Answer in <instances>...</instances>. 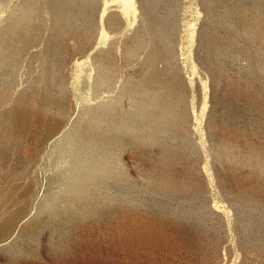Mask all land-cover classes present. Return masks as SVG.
<instances>
[{"label":"rangeland","instance_id":"obj_1","mask_svg":"<svg viewBox=\"0 0 264 264\" xmlns=\"http://www.w3.org/2000/svg\"><path fill=\"white\" fill-rule=\"evenodd\" d=\"M0 52V264H264V0H0Z\"/></svg>","mask_w":264,"mask_h":264},{"label":"bare ground","instance_id":"obj_2","mask_svg":"<svg viewBox=\"0 0 264 264\" xmlns=\"http://www.w3.org/2000/svg\"><path fill=\"white\" fill-rule=\"evenodd\" d=\"M16 23H14V22H11V24H10V26L8 27V29L11 31V30H13L14 29V25H15ZM16 26V25H15ZM16 28V27H15ZM150 52V51H149ZM0 54H1V52H0ZM150 55V54H149ZM151 56H152V54H151ZM150 56H148V58H149ZM148 58L146 59V60H148ZM151 59H153V58H151ZM149 61H151L152 62V60H149ZM146 62H148V61H146ZM151 78V77H150ZM149 78V79H150ZM160 100H162V102H164L165 103V100L167 99V97H166V99H164L165 98V96H164V98H163V95L162 96H159L158 97ZM156 99V98H155ZM154 101V100H153ZM156 101V100H155ZM168 102V101H167ZM166 102V103H167ZM159 104V103H158ZM166 105V104H165ZM167 106V105H166ZM20 211V210H19Z\"/></svg>","mask_w":264,"mask_h":264}]
</instances>
